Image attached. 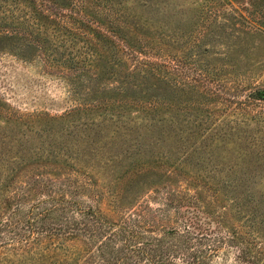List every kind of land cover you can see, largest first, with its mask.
<instances>
[{
	"label": "rangeland",
	"instance_id": "rangeland-1",
	"mask_svg": "<svg viewBox=\"0 0 264 264\" xmlns=\"http://www.w3.org/2000/svg\"><path fill=\"white\" fill-rule=\"evenodd\" d=\"M41 1L0 0V17L13 15L4 26L56 23L81 0ZM114 2L115 15L98 17L102 30L113 19L112 38L74 46L79 65L90 67L49 70L21 37L0 39V106L11 111L0 114V201L16 191L24 212L55 192L115 222L164 204L219 212L258 237L250 236L264 261V0ZM106 98L166 105L144 111L133 102L110 111L116 116L74 112L80 99ZM52 118L59 120L44 124ZM57 239L26 250L46 261L7 247L0 264L84 263L83 237L62 247ZM235 254L226 248L212 264H232Z\"/></svg>",
	"mask_w": 264,
	"mask_h": 264
},
{
	"label": "trees",
	"instance_id": "trees-1",
	"mask_svg": "<svg viewBox=\"0 0 264 264\" xmlns=\"http://www.w3.org/2000/svg\"><path fill=\"white\" fill-rule=\"evenodd\" d=\"M46 3V0H42L40 6L46 8ZM114 3V0H81L73 5L72 14L65 17L61 14L56 23L47 22L44 18L38 24L28 23L20 26L18 30L4 26L8 16L3 10L4 16L0 17V39L21 37L40 51L42 63L49 70L56 69L59 72L68 62L79 69L90 67L91 64L88 63L86 66L79 65L83 54H72L74 46L76 43H83L85 46L96 45L98 42L102 43V40L112 38L110 33L113 19H110L106 26L108 29L102 30L98 17L115 15V10H111ZM95 4L101 5L103 10H91ZM10 18L13 19V15ZM29 18L32 17L29 15L27 19ZM117 47L130 51L124 43H118ZM56 55L59 58L55 57ZM178 63L176 68L180 73L182 67L180 62ZM144 66H152V63L147 62ZM128 100L121 102L106 98L91 102L80 99L74 112L112 116L114 114L110 111L124 109V105H132L133 102L139 104L144 111H154L166 105L157 99ZM0 114L9 118L11 111L0 106ZM70 116L72 115L68 112L60 120ZM57 119L44 120V124L56 122ZM71 161L78 164L76 159ZM62 164L68 166L69 161L64 160ZM59 192L64 193V190L59 189ZM65 192L71 194V191ZM54 194H48L46 199L38 198L35 203H30L24 212L20 202L22 196L16 191H12L0 201V250L8 247L20 251L17 257L24 256L30 262L34 257L40 263L50 257L30 254L26 250L40 249L42 239L56 241L58 238L56 243L62 247L65 243L81 242L79 238L83 237V264H93L95 259L100 264H212L219 252L226 248L237 251L232 264H264V261H261V248L252 244V239L255 241L258 237L251 230L241 233L219 212L206 213L195 207L193 209H196L197 213L179 212V208L164 204L163 209L157 211L141 208L139 214L129 212L122 217L121 222H115L97 209L83 205L81 201ZM216 194L217 192L215 196ZM168 209H175L173 216L169 215ZM202 215L206 216V221ZM249 219L253 220L254 217ZM91 246L95 249L91 250Z\"/></svg>",
	"mask_w": 264,
	"mask_h": 264
}]
</instances>
